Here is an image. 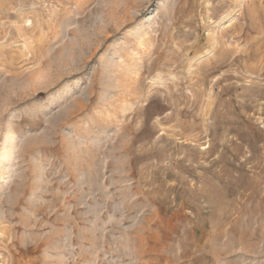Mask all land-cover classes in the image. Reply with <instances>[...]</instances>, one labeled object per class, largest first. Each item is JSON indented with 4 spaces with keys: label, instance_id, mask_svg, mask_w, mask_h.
Segmentation results:
<instances>
[{
    "label": "rangeland",
    "instance_id": "1",
    "mask_svg": "<svg viewBox=\"0 0 264 264\" xmlns=\"http://www.w3.org/2000/svg\"><path fill=\"white\" fill-rule=\"evenodd\" d=\"M0 264H264V0H0Z\"/></svg>",
    "mask_w": 264,
    "mask_h": 264
}]
</instances>
